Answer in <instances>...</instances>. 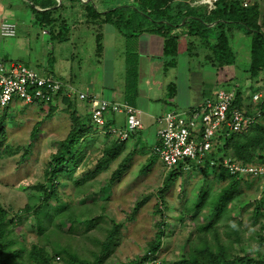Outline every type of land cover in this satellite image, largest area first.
<instances>
[{"label":"trees","instance_id":"trees-1","mask_svg":"<svg viewBox=\"0 0 264 264\" xmlns=\"http://www.w3.org/2000/svg\"><path fill=\"white\" fill-rule=\"evenodd\" d=\"M28 1L33 22L47 27L52 39L69 40L79 24L85 29L96 27L93 38L97 56L103 49V33L99 28L102 24L110 23L126 40L136 38L143 32L160 35L162 57H166L167 65L174 67L179 53L184 52L191 58L202 53L203 59L216 69L236 62L234 34L239 32L249 38V61L245 71L252 79L264 71V0H254L247 6H243L239 0H219L211 10L192 4L194 0H120L121 4L110 5L104 10L98 9L95 0H67L61 4L58 0ZM134 44V41H126L123 51L126 63L123 99L135 106L140 54ZM48 73L55 76L50 70ZM70 82L71 77L62 83L63 88L57 94V97L61 95L62 110L70 116L69 129L62 138L54 141L55 149L49 154L42 172L43 181L30 186L31 190L26 192V201L21 207L13 208L0 202V264H111L113 257L118 258L117 264H145L148 259H157L158 264H264V224L257 229L247 228L240 219L248 209L250 224L256 218L264 217V189L261 188L259 196L253 195L252 198H245L242 190V186L249 188L254 184L248 180L258 181L260 178L237 177L222 165L225 156L243 164L255 160L264 162V121L257 119L242 131H231L224 121L215 136L217 153L211 152L201 162L185 158L171 167L162 164V185L155 192L157 200L152 205L153 215L158 216L153 223V236L146 241L143 252H137L123 261L114 250L125 237L122 227L126 226L127 221L116 222L117 211L114 208L108 210L109 216H105L98 204H102L101 209L106 208L112 197L106 193L107 186L126 170L129 161L138 152L139 142L135 141L122 155L127 148L124 145L126 139L121 140L110 132H100L104 142L101 147L93 148L97 138L94 133L98 130L88 110L83 113L77 110L75 94L70 97L65 94L64 86L71 85ZM174 88V83L167 85V99L173 97ZM57 97L45 104L47 109L32 126L29 143L24 146H14L6 140L7 128L4 124L6 121L13 122V119L9 118L8 104L3 106L0 115V156L18 153L16 160L19 164L27 159L41 125L51 119L57 110L58 104L54 103ZM254 103L253 109L246 107L240 87L235 86L232 106L247 114L260 110L261 116H264V94L261 100ZM112 123L113 119L109 118L108 124ZM137 133L138 130L131 132L128 137ZM119 156L110 176L105 182H99L96 174L109 169L112 161ZM155 158L157 155L151 151L148 164L145 163L141 169L148 170ZM211 159L213 163H210ZM186 166L202 172L208 186L200 184L198 188L192 187V190H196L195 195L189 197L182 189L180 196L184 201L180 207H176L168 202L165 192L169 183L177 178L187 180L185 176L182 177ZM209 166L214 168L212 178L206 171ZM67 181L74 185L77 203L62 199L59 187ZM213 181L217 183V188L213 189ZM52 199H55L53 204ZM145 200L146 197L134 202L131 216L126 220L132 219ZM170 208L178 211L171 222L168 221ZM202 211L207 214L204 218ZM189 216L194 219L191 226L186 224ZM95 219H99L97 224H94ZM177 220L180 225L188 227L187 236L180 238L183 249L172 260L161 258L160 252L172 241L171 229H166L169 223ZM73 223L78 226H73ZM21 224L34 229L41 242L31 241L28 244L21 238L18 229ZM246 229L252 230L248 236L243 235ZM83 231H90L85 234L92 241L89 248L84 242ZM47 235L50 239H43ZM253 241L256 244L250 251L248 247ZM164 244L166 247H163ZM75 247L83 251L87 248L86 255L80 258Z\"/></svg>","mask_w":264,"mask_h":264},{"label":"rangeland","instance_id":"rangeland-1","mask_svg":"<svg viewBox=\"0 0 264 264\" xmlns=\"http://www.w3.org/2000/svg\"><path fill=\"white\" fill-rule=\"evenodd\" d=\"M18 5L21 0H11ZM7 3L4 4V11L0 17L11 15L10 6ZM95 3L99 10L102 7L119 5L122 2L120 0H95ZM26 4H30L27 2ZM32 4V3H31ZM77 4V2L75 3ZM204 7V6H203ZM29 8V7H28ZM96 27L89 26L86 29L79 24L78 28L74 31L76 38H71L69 41H58L52 39L48 33L47 27H40L37 23H22L16 24V33L14 36L6 37L0 33V58L4 57L5 61L21 62L29 67L37 69L41 72H47L50 70L54 73L62 82L67 79H72V83L75 89L81 91H90L96 96L108 97L110 88L102 86L104 83H113L114 86H119V73L125 71V60H124V48L126 41H134L135 47L139 51V82L138 86L140 92L143 94L136 96V105L145 112L161 113L163 115L166 109L169 107V103L175 101L179 107V83L175 85L173 89V97L167 99V83L171 81L176 83L179 78H182L181 71L187 69L188 72L182 73L185 78L187 77L186 83L190 86V92L195 94L201 90H207L209 82H213V86L218 88H224L234 90L235 86H239L242 91V98L245 101H252L253 93L264 94V71L260 72L259 76L252 79L249 77V73L245 71L249 61V38L244 37L236 32L234 34V50L236 51V64L222 66L219 68H213L207 63L200 53L196 57H189L184 52L179 53L176 58V65L166 64V57H162V37L155 33L143 32L136 38L126 40L125 37L110 23L102 24L99 30L103 33V49L100 56L94 53V38L93 34L96 31ZM79 34L77 38L76 35ZM134 47V48H135ZM184 51V50H183ZM157 55L153 57L151 55ZM186 56V57H185ZM188 56V57H187ZM188 59V61H187ZM187 63V65H186ZM167 65V67H166ZM186 65V66H185ZM165 70L166 78L162 77ZM102 72V74H101ZM115 73V79L112 77ZM118 73V74H117ZM177 74V78H173L172 75ZM97 75V76H96ZM100 75H103L100 77ZM216 76L217 83H215L214 77ZM189 77V79H188ZM97 79V80H95ZM263 79V80H262ZM123 81V79H122ZM94 86L92 87V85ZM89 92V93H90ZM148 96L149 98H147ZM59 95L54 103L58 104L57 110L51 119L46 120L40 127L38 138L33 144L32 150L28 155L27 159L19 164L17 163L16 155L0 156V202L2 204H10L13 208L23 206L26 201V192L31 189L30 186L40 183L43 181L42 172L45 167L46 160L49 154L55 149V140L62 138L68 131L70 125V116L68 113L62 110L63 104L60 102ZM83 104V102H81ZM174 103V104H175ZM82 104L76 106L80 113L85 112ZM174 104L172 106H174ZM81 106V107H79ZM9 118L13 119V122L9 121L4 124L7 128V141L12 145H26L29 143V132L36 122L41 119L44 115L47 105H25L18 99H13L8 104ZM88 109V108H87ZM3 106H0V115L2 114ZM121 117V115L119 116ZM262 116L258 119L261 120ZM140 118L145 121V129L138 132L136 135L130 136L124 141V145L127 147L122 152L128 151L133 146L135 141L139 142L137 146V153L129 161V165L112 184L107 186L108 194H111V200L108 202L106 208H100L101 203L98 204L100 212L105 216H109V209H115L117 211L116 222L127 221L126 226L122 227L124 232V239L117 245L114 250L119 254L120 260H127L132 258L135 253L143 252L145 243L151 239L155 230L153 223L158 219V216L153 215V203L157 200L155 192L158 187L162 185V162L155 158L152 165L148 170L144 171L141 169L143 165L148 164V158L151 154L152 146L154 144L153 127L148 128L150 120L147 114L140 112ZM144 124V123H143ZM94 127L96 125L93 122ZM148 128V129H147ZM97 135L95 143L92 145L93 148H99L102 146L104 136L97 131L94 133ZM107 141V140H106ZM120 156L112 161L110 168L106 171H100L96 174L99 182H105L110 176L111 172L115 169ZM146 163V164H145ZM81 169V168H79ZM208 176L212 178L214 176V168L207 167L206 169ZM186 177L184 181L177 178L167 186L165 195L168 202L174 204L176 207H180L183 204L184 198L180 196L182 189L186 190V194L195 195L196 190H192V187L198 188L200 184L204 187L208 186V181L203 180V173L192 169L190 167L183 168L182 177ZM263 181L258 182L255 179H250L248 182L254 183L251 187L247 188L242 186L245 198H252L253 195L259 196L260 189L263 186ZM258 184H257V183ZM256 183V184H255ZM183 184V185H182ZM196 185V186H195ZM98 187V185L96 186ZM217 188V183L213 181V189ZM35 192H39L36 188ZM74 185L70 181L63 183L59 187V192L62 199H71L72 202L77 203L78 198L74 195ZM256 193V194H255ZM107 195V194H105ZM146 197V200L140 204L138 210L135 212L131 220H126L131 216V211L134 207V202L141 198ZM51 203H55V199L51 200ZM169 204V203H168ZM178 213L177 209L170 208L168 210V221H173ZM250 209L244 211L241 215V221L244 227L257 229L261 224H264V217H258L250 224L248 215ZM202 217L207 214L205 211L201 213ZM99 219H95L94 224H97ZM194 219L189 216L186 219V224L191 226ZM235 222V221H233ZM66 225H64L65 227ZM73 226H78L77 223H73ZM252 226V227H251ZM19 235L21 238L26 240L28 244L33 241L40 243L41 239L36 235V231L28 229L27 225H20L18 227ZM171 229L172 241L167 248L162 249L160 252L161 258L165 257L168 260L174 259L178 256L181 249H183V242L180 240L182 236H187L188 227L180 225L175 221L169 223L166 230ZM90 232V231H89ZM89 232L83 231L84 242L88 245L92 244V241L87 237ZM252 230L246 229L243 233L244 236H248ZM82 237V235H79ZM45 240H49L50 236L43 237ZM189 241L187 242V245ZM256 241L249 244V250L251 251L255 247ZM185 244V246L187 247ZM84 247V246H82ZM163 247H166L164 244ZM76 248V247H75ZM87 248L83 249L76 248L79 257H84L87 252ZM185 248V247H184ZM60 260H57L59 262ZM118 258L113 257L111 264H117Z\"/></svg>","mask_w":264,"mask_h":264},{"label":"built area","instance_id":"built-area-1","mask_svg":"<svg viewBox=\"0 0 264 264\" xmlns=\"http://www.w3.org/2000/svg\"><path fill=\"white\" fill-rule=\"evenodd\" d=\"M239 1L243 6H247L254 0ZM218 2L219 0H194L192 4L202 5L211 10ZM0 33L6 37L14 36L16 23L8 19L2 20ZM62 83L59 78L49 73L21 62L4 61L0 58V106L9 104L14 98L26 105H45L57 97L63 88ZM64 87L67 96L75 94L77 102L86 105L99 132H110L125 140L131 132L143 128L140 110L127 100L117 101L96 96L75 89L70 84ZM262 97L261 93H253L252 100L257 102ZM233 98L234 90L218 88L197 106L185 109L170 108L156 118V141L152 146V152L167 167L185 158L201 162L211 152L217 153L215 136L222 122L225 121L231 131H242L261 116L260 110L254 114H247L242 109L232 106ZM109 118L113 119L112 124H108ZM210 163H213L212 159ZM222 165L230 174L237 177L264 178V162L255 160L243 164L225 156ZM145 264H158V260L148 259Z\"/></svg>","mask_w":264,"mask_h":264},{"label":"crops","instance_id":"crops-1","mask_svg":"<svg viewBox=\"0 0 264 264\" xmlns=\"http://www.w3.org/2000/svg\"><path fill=\"white\" fill-rule=\"evenodd\" d=\"M8 1V5L10 6V12H11V15H9V16H7V17H5V16H1L0 17V22L2 21V20H4V19H8V20H12V21H14L16 24H17V21L18 22H22V23H31V22H33V14H32V12H31V10L28 8V6H27V2H30V1H28V0H21V2H19L20 3V5H18L17 6V4L15 3V2H13V1H11V0H7ZM59 1V4H61L63 1L64 2H67V0H58ZM5 3H7L6 2V0H0V8H2V11H1V13L4 11V4ZM103 9L102 10H104V7H102ZM77 36V38L79 37V34L78 35H76ZM76 38L75 36H74V32L71 34V38ZM70 38V39H71ZM69 39V40H70ZM68 40V41H69ZM102 42H103V39H102ZM139 49V48H138ZM152 56V58L153 57H158L157 55H151ZM123 57H124V55H123ZM186 57V56H185ZM188 57V56H187ZM2 58H4V57H2ZM187 61H188V59H187ZM186 65H187V63H186ZM185 65V66H186ZM138 66H139V63H138ZM138 71H139V68H138ZM186 73V72H188V74H189V71H187V69H184L183 71H181V75H182V78L180 79L179 78V81H177L176 80V83L175 82H173V81H171V79H170V82H168L167 83V85L169 84V83H174L175 85L177 84V83H179V97L178 96H176V98L177 99H179V107H178V105H176V103H175V101L172 103V101H171V103H169L170 105H169V107L166 109V111L167 110H169L170 108H179V109H185V108H190V107H194V106H197V105H199L206 97H208V96H210L211 94H213L214 93V91L215 90H217L218 89V87H215V86H213V82L211 81V82H209V84H208V86L206 87V89L207 90H201V91H199V92H196L195 94H192V92H190V86H188L187 85V83H186V80H187V77L185 78V76L182 74V73ZM45 73H47V72H45ZM163 73H164V75H161L163 78L165 77L166 78V80H167V75H165V70L163 71ZM54 74V73H53ZM101 74H102V72H101ZM118 74V73H117ZM124 74H125V71H124ZM124 74L123 73H119L118 74V76H119V82H121V84H119V86L117 85V86H114L113 85V83H104L103 81H102V86H104V87H106V88H110V91H109V93H108V96H109V99H113V100H117V101H121V100H123V87H124V81H122V79L124 78ZM190 75V74H189ZM97 76V75H96ZM103 75H100V77H102ZM140 76V75H139ZM177 74H173L172 75V77L173 78H176V79H178L177 78ZM112 77H114V79H115V73H114V75L112 76ZM188 79H189V77H188ZM214 79H215V83H217V80H216V76L214 77ZM95 80H97V79H95ZM138 82H139V80H138ZM71 83V85H73V83L72 82H70ZM166 85V86H167ZM94 86V84L92 85V87ZM86 92H90V91H86ZM242 92V91H241ZM263 93H264V88H263V91H262ZM90 93H92V92H90ZM141 95H143L141 92H140V88H139V86H138V95L137 96H140V94ZM103 97V96H102ZM147 98H149L148 96H146ZM106 98H108V97H106ZM173 98H175V96L173 97ZM78 103V105H80V104H82L81 102H77ZM175 103V104H174ZM174 104V106H172ZM243 104L247 107V106H249V107H253V106H255V103L254 102H252V101H245V100H243ZM82 107L84 106L85 107V104L83 103L82 105H81ZM81 106H79V107H81ZM135 106L140 110V112L141 113H145V114H147V116L149 117V119L148 120H150V121H148L149 122V124H148V128H151V127H153L154 125V127H153V129H154V133H153V135L155 136V138H154V143H155V141H156V133H155V128H156V118L157 117H159V116H161L160 114L161 113H154V112H145V111H142L137 105H136V101H135ZM84 107H83V109H84ZM85 109L86 110H88L86 107H85ZM253 109V108H252ZM262 119L260 120V121H264V116H262L261 117ZM122 120V117H120V121ZM142 120H143V118H142ZM122 122V121H121ZM143 128L142 129H140V130H138V132H140V131H142V130H144L145 129V121H143ZM147 128V129H148ZM264 178H260V180H258V182H262V180H263ZM262 189H264V187L262 186Z\"/></svg>","mask_w":264,"mask_h":264},{"label":"clouds","instance_id":"clouds-1","mask_svg":"<svg viewBox=\"0 0 264 264\" xmlns=\"http://www.w3.org/2000/svg\"><path fill=\"white\" fill-rule=\"evenodd\" d=\"M152 151V150H151Z\"/></svg>","mask_w":264,"mask_h":264}]
</instances>
